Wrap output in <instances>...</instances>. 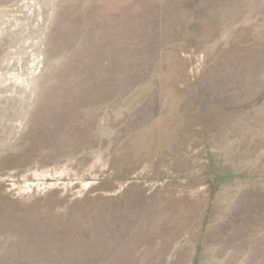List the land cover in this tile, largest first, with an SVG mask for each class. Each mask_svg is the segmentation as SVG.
Here are the masks:
<instances>
[{
  "label": "rangeland",
  "instance_id": "rangeland-1",
  "mask_svg": "<svg viewBox=\"0 0 264 264\" xmlns=\"http://www.w3.org/2000/svg\"><path fill=\"white\" fill-rule=\"evenodd\" d=\"M0 264H264V0H0Z\"/></svg>",
  "mask_w": 264,
  "mask_h": 264
}]
</instances>
